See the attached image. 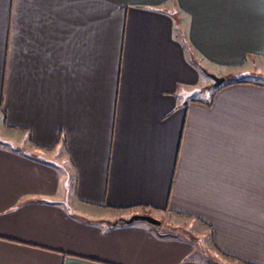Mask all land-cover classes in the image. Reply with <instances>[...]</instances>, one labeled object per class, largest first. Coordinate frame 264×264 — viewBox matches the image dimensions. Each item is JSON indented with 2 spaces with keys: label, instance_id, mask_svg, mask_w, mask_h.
<instances>
[{
  "label": "crops",
  "instance_id": "obj_1",
  "mask_svg": "<svg viewBox=\"0 0 264 264\" xmlns=\"http://www.w3.org/2000/svg\"><path fill=\"white\" fill-rule=\"evenodd\" d=\"M260 77L264 0H0V264H264Z\"/></svg>",
  "mask_w": 264,
  "mask_h": 264
},
{
  "label": "water",
  "instance_id": "obj_2",
  "mask_svg": "<svg viewBox=\"0 0 264 264\" xmlns=\"http://www.w3.org/2000/svg\"><path fill=\"white\" fill-rule=\"evenodd\" d=\"M202 72L205 75H207L208 77H210V79L213 81V84H212L213 88H217L225 82L224 77H217L215 75L208 73L206 70H204ZM137 221L146 222V223H148L150 225H154V226H160L159 220H157L154 217L147 215V214H132L127 219H120L118 222H120L122 224H132V223L137 222ZM118 222H114L113 225L117 224Z\"/></svg>",
  "mask_w": 264,
  "mask_h": 264
},
{
  "label": "rangeland",
  "instance_id": "obj_3",
  "mask_svg": "<svg viewBox=\"0 0 264 264\" xmlns=\"http://www.w3.org/2000/svg\"><path fill=\"white\" fill-rule=\"evenodd\" d=\"M256 81H258V82H261V83H264V77H260V78H258V79H256ZM212 83H213V81H212ZM4 125H3V119H2V115H1V112H0V130L1 131H4ZM15 138H17V136L15 137ZM1 142L3 143V144H7L8 143V140L7 141H5V142H7V143H5L2 139H1ZM14 144H15V141H12ZM12 143V144H13ZM9 144V143H8ZM25 144L26 145H29L28 144V142H26L25 141ZM11 146V145H10ZM39 155H41V154H39ZM45 157V156H44ZM40 159H42V157H39ZM50 161H48V162H50L52 165H54V166H57V164H56V162H54L52 159H49ZM59 168V167H58Z\"/></svg>",
  "mask_w": 264,
  "mask_h": 264
},
{
  "label": "trees",
  "instance_id": "obj_4",
  "mask_svg": "<svg viewBox=\"0 0 264 264\" xmlns=\"http://www.w3.org/2000/svg\"><path fill=\"white\" fill-rule=\"evenodd\" d=\"M199 67V69L201 70V71H204L205 69L202 67V66H198ZM233 83H240V81H227L226 79H225V82L221 85V86H219V87H217L215 90H218V89H220L221 87H223L224 85H229V84H233Z\"/></svg>",
  "mask_w": 264,
  "mask_h": 264
}]
</instances>
